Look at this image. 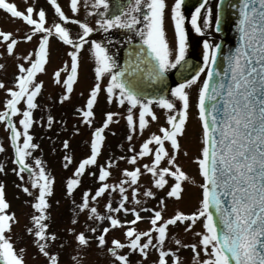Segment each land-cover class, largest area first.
<instances>
[{"label": "snow or ice", "instance_id": "obj_1", "mask_svg": "<svg viewBox=\"0 0 264 264\" xmlns=\"http://www.w3.org/2000/svg\"><path fill=\"white\" fill-rule=\"evenodd\" d=\"M48 2L60 21H54L50 27L46 26V11L43 8L37 10L29 5L22 11L18 10L15 3L0 0V9L30 26L29 31L22 37L15 36L13 32L0 30V43L4 44L8 54L14 53L18 39L30 41L34 35L40 34L38 48L34 53L30 52L23 57L24 60L29 61L30 66L18 65L16 88L6 89L8 97L3 110L0 111V122H5L11 133V145L15 152L14 162L19 165L18 176L29 169V165L25 162L26 158L31 154L29 150L37 147L32 143L29 129L33 124L32 110L37 107L36 98L42 88V82H36L35 77L37 73L45 70L44 66L49 55V37L54 32L59 40L72 45L74 49L69 53L70 73L62 81L65 87V93L60 97L62 102L69 98L68 94L72 92L73 84L77 79L78 52L86 43L84 38L94 31L88 23L71 19L66 15L57 0H48ZM184 3L185 0H174L170 7L176 39L174 49L169 46L163 27L165 10L168 8L166 0H134L127 9L111 18H104L103 13H98L101 19L96 23L105 31L111 28L134 30L136 35L141 37L142 44L147 45V49L141 47L135 54L139 58L146 53L139 63L148 65L147 70L151 79L163 82L169 69L176 68L185 61L188 43L185 30L186 17L182 11ZM207 4L208 0H203L191 13L190 24L196 33H203L211 26L212 8ZM79 5L80 0H70V11L77 13ZM101 6L107 10L108 0H94L95 8ZM142 7L146 11L141 20L133 13H140ZM216 8L215 24L216 30L219 31L221 4H217ZM201 9H204L202 25L198 22L201 19ZM69 21L82 29L83 35L78 37V42L70 37L69 29L64 26V23ZM137 25L142 27L138 28ZM237 30L239 38L235 48L223 56L227 65L226 70L222 72L215 67L221 46L212 45L209 40H204V66L196 70L190 79H184L171 89V96L175 99L163 95L152 99L142 98L125 79V74L131 75L132 72L138 71V66L132 68L129 65L115 71L117 65L107 48L95 40L91 41L96 65L94 69L96 83L90 89L86 106L80 110L84 122L89 125L92 123L93 108L102 90L100 81L105 76L108 77L103 89L106 92V99L111 103L115 98L118 104L129 105L126 121L128 128L133 132L137 127L141 131L145 129L149 124L146 117H150L151 120L157 119L151 107L153 100L161 108L168 110L171 113L166 118L168 126L160 127V134H153L144 140L140 145V151L130 157L129 162L135 164L138 157L152 154L151 163L143 165V168L151 173L156 188L164 189L166 197L177 200L182 197L183 182L189 179L176 163V155L180 148L178 137L182 136L185 130L190 106V89L197 85L200 73L207 69L205 78L198 86L197 101L198 115L203 126V147L201 155L197 157L199 173L203 178V183L200 185L202 200L199 209L189 214L176 211L168 218L163 217L161 211L154 210V214L150 217L151 227L147 231H138L135 227L136 222L143 218L135 208L125 206V201L129 197L124 185H137L141 169L139 167H134L132 170L124 169L123 175L128 179L113 185L106 182L111 173L104 166L99 169L98 179L102 183L91 196V200L95 201L110 188L118 189L119 206L113 208L112 204L108 203L105 207L110 213L123 211L131 212L134 216L133 220L121 221L114 215L104 217L95 207L91 208L90 216L93 219H107L110 222L97 237L99 246H106L105 234L110 228L120 227L122 224L132 225L127 227L124 233L128 238L127 243L112 239V247L107 248L114 258L113 264H131L129 258L131 253L138 252L141 256L147 257L150 248L158 251L155 264H169V261L171 264H181L178 253L164 247L168 226L188 222L185 225L187 231L198 220L202 222L204 229L203 233L199 234L200 251H197V244L183 245L191 247L197 258L203 252L206 258L198 259L197 264H264V0H240ZM33 55L34 59L31 58ZM54 75L55 82L60 83V71L57 70ZM3 87V83L0 82V88ZM21 101L26 105L23 109L18 107ZM177 102L180 104L179 109ZM134 108H138V117L135 118ZM17 114H20L19 125L22 126V131L13 121V117ZM114 115L113 112H107L102 126L95 128L92 133L91 154L79 162L74 174L76 178L68 179L66 187L69 194L80 183L79 177L85 172L86 166L96 164L104 141L103 133L113 122ZM52 121L53 117L49 115V127ZM128 139L131 140L132 137L129 135ZM166 142L171 147V153L165 146ZM63 146L67 149L68 142L65 141ZM0 151H3L2 146ZM64 160L70 162L71 157L65 156ZM162 160H166L168 166H161ZM40 164L41 161L36 160V165ZM0 171H3L2 167ZM170 178L174 181L171 184H169ZM52 183L53 180L46 175L43 167L39 168L38 173L32 174L31 187L38 189L32 207L39 214L31 216L34 228H27V232L36 238L39 252L47 258L48 264H59V253H52L47 248L49 236L52 240L57 237L46 231L49 225L44 222L47 219L46 209L49 207L47 196L52 192ZM23 191L32 195L28 187H24ZM136 194L137 188L133 187L132 199L138 204ZM143 195L149 197L155 196V193L148 190ZM88 201L89 192L85 191L83 201L79 205L81 210L89 207ZM159 203L163 206V197L160 198ZM8 208L4 185L0 183V264H24L23 256L20 254L23 250L18 253L10 237L6 235V232L11 231L12 222L15 221V215L6 211ZM73 223L76 221L73 220ZM68 231L75 233V229L72 228ZM90 231L96 232V229L91 228ZM74 240L78 247L86 248L90 245V239L84 232L75 233ZM175 244L181 245V241L177 239ZM126 247L129 249L128 253L118 251ZM75 259L73 257L74 261Z\"/></svg>", "mask_w": 264, "mask_h": 264}, {"label": "rangeland", "instance_id": "obj_2", "mask_svg": "<svg viewBox=\"0 0 264 264\" xmlns=\"http://www.w3.org/2000/svg\"><path fill=\"white\" fill-rule=\"evenodd\" d=\"M8 2L15 3L19 10H25L29 5L34 6L37 10L43 8L46 11V20H48L46 26L50 27L52 22H58L54 9L48 5L49 2L47 1V3L46 0H8ZM57 2L63 8L66 7L71 14L70 0H66L67 3L62 0H57ZM166 3L168 8L165 10L163 27L169 30L168 22L172 21L170 7L174 0L173 2L166 0ZM200 23L202 25V22ZM70 27L67 28L70 29ZM99 27L94 24L92 28L100 33L98 37L104 39V33L100 31ZM29 28L30 26H27L26 23L24 25L19 18H13L5 10L0 9V30H10L15 36L19 37V34L23 36L28 32ZM169 31L173 34L171 30ZM79 32L78 27L71 31L75 36ZM208 33H211L210 30L205 29L201 34ZM39 36L40 34L34 35L30 41L23 39L22 42L18 41L13 54H8L4 44L0 43V82L4 85L3 88H0V111L3 110L5 100L8 97L6 89L9 87L16 88L15 79L19 74L18 65L30 66L29 61L24 60L23 57L30 52L34 53V45L37 41L39 42ZM91 37L94 38L91 39L92 41L97 39V35L92 34L89 38ZM69 50L70 47L67 45L53 43L51 50L49 48V55L44 66L45 70L36 74L35 81L42 82V88L36 98L37 107L32 110L33 124L29 129V134L32 136V143H35L37 147L29 150L31 154L25 161L29 165V169L21 172L19 176L17 175L19 165L14 162L15 152L11 145L10 130L5 126V122H0V146L3 147V151H0V167L3 168V171H0V183L4 185L5 199L9 204L6 211L15 215L11 231L6 232V235L10 237L18 253L21 249L23 250L20 254L23 256L24 264H48L47 258L39 252L38 244L35 242L36 238L33 234L27 232V228H34L31 216L39 214L32 207L35 196L38 195V189L31 187V180L32 174L38 173L40 167H43L46 175L53 180L52 192L47 196L49 207L46 209L47 219L44 222L49 225L46 231L49 234H55L57 239L52 240L49 236L48 250L52 253H59V264H113L114 258L107 251V248L111 245L112 239H119L122 243H127L128 238L124 233L126 228L132 225L122 224L120 227L110 228L109 232L105 234L106 246H99L97 237L102 233L104 227L109 226L110 222L107 219H93L90 216L91 208L95 207L97 212L104 217L114 215L121 221L133 220L134 216L131 212L124 213L123 211L110 213L105 207L108 203H111L113 208L119 206L120 193L118 189L110 188L100 197H97L95 201L91 200V196L94 195L96 189L102 183L98 179L99 169L104 166L111 173L106 181L110 185L120 184L122 180H127L128 178L123 175V170H132L134 167L143 169V165L151 163L152 154L143 157L146 160L137 159L135 164L129 162L130 157L140 151V144L149 136L160 134L159 129L161 126H158V122L152 121L150 124L151 129L148 128L145 135L141 133V137L138 139L132 136L134 132L128 128L127 123L124 122L125 120L121 116L117 118L118 114L124 115L122 113L127 110L129 105L127 103L120 105L116 102V99L110 104L103 89L100 97H97L93 109L95 116L92 118L91 125L84 122L82 117L79 116V110L83 107L84 101L87 100L88 97L86 96L90 94L88 90L94 85L92 77H95L94 69L96 65L90 41L81 51L82 67L79 83H74L72 93L68 94L69 98L61 102L60 97L64 95L63 86L61 82H55L54 73L67 60ZM31 58L34 59V55ZM54 60H59V62ZM107 79L108 77L105 76L101 81L107 83ZM194 89L190 90V106L188 109V116L191 115L194 124L191 126L187 119L186 125L188 127L184 130L183 135L178 137L180 148L176 155V163L189 177L188 180L184 181L182 197L179 200L166 197L165 190L155 187L151 173L146 172L145 169L142 170L143 174L141 173L137 185H124L127 189L126 194L129 197L125 201V206L135 208L143 218L136 222L135 227L138 231H147L151 227L150 217L154 214V210L161 211L162 216L168 218L174 215L176 211L189 214L200 207L202 190L200 185L203 183V178L199 173L197 157L201 155L202 127L196 119L195 109L197 105L195 106V104L198 101V90L194 91ZM18 107L23 109L26 105L21 101ZM111 111L115 114L113 126L108 136L104 138L96 164L86 166L85 172L79 177L80 183L69 194L66 187L68 179L76 178L74 174L79 162L91 154V131L98 127L105 114ZM49 115L53 117L50 127L48 126ZM19 119L20 114L13 117L17 128L22 131ZM119 119L120 121L117 123ZM129 135L132 137L131 140L128 139ZM142 135L144 136L142 137ZM22 139L21 137V142ZM187 140L190 141V146L186 144ZM65 141L69 144L67 149L63 146ZM165 146L171 153V147L167 142ZM65 156H70L71 161H65ZM36 160L41 161L39 166L36 165ZM66 163L67 167H65ZM161 166H168L166 160L161 161ZM172 182L174 181L170 178L169 184ZM24 187H28L32 195L25 193L23 191ZM133 187L137 188L136 200L139 201L138 204L132 199ZM148 190L153 191L155 196H144L143 193ZM85 191L89 192V207L81 210L79 205L83 201ZM161 197L164 198L163 206L159 203ZM73 220L76 223H73ZM187 223L168 226V236L164 247L176 251L181 264H197L198 259L206 258L203 252L197 258L191 247H184L183 245L197 244V251H200L198 241L201 237L199 234L203 233L204 229L202 222L198 220L191 229L186 231L185 225ZM70 228L75 229V233L84 232L90 239V245L86 248L83 246L78 247L77 242L74 240L75 233L68 231ZM91 228H95L96 232L90 231ZM177 239L181 241V245L175 244ZM153 243H156L155 239ZM118 251L128 253L129 249L126 247ZM73 257L76 258L75 261ZM157 257L158 251L150 248L147 257L134 252L130 254L129 258L131 264H155ZM169 264H171L170 261Z\"/></svg>", "mask_w": 264, "mask_h": 264}, {"label": "water", "instance_id": "obj_3", "mask_svg": "<svg viewBox=\"0 0 264 264\" xmlns=\"http://www.w3.org/2000/svg\"><path fill=\"white\" fill-rule=\"evenodd\" d=\"M200 0H192L188 3L193 6ZM239 2L240 0H221V8L219 9L221 18L219 25V32L223 35L224 39L219 44L220 50L218 53V58L215 67L220 71L226 70V62L223 59L224 54L228 53L230 50L234 49L239 38V33L237 30V24L239 21ZM143 47L147 49L146 46L142 45H131L125 52V61L123 68L125 66H131L136 68L138 66V71L132 72L131 75L125 74V79L129 82V86L136 91L141 97L152 99L153 97H158L165 95L166 89L168 87L167 76L163 82L155 81L150 78L148 74V65L146 63H139V60L143 59L137 57L135 54L139 52L140 48ZM215 80V78H214ZM211 102H209L210 104Z\"/></svg>", "mask_w": 264, "mask_h": 264}, {"label": "flooded vegetation", "instance_id": "obj_4", "mask_svg": "<svg viewBox=\"0 0 264 264\" xmlns=\"http://www.w3.org/2000/svg\"><path fill=\"white\" fill-rule=\"evenodd\" d=\"M126 0H108V9L107 12L109 13V16H113V15H119L121 11L125 10V5L127 6V4H125ZM131 1V0H129ZM129 4V3H128ZM134 15H138V17L142 20L143 16L140 13H133ZM186 17V25H188V30H190L191 24H190V17L189 16H185ZM137 27H142V25H137ZM118 30H121L123 32H127V35L125 37L127 38H135V39H141V37H139L138 35H136L134 30H129V29H121L118 28ZM187 43H188V48L186 51V55H189L190 52L195 48V45L197 46V38L193 36V32H187ZM118 60V59H117ZM118 64V61H117Z\"/></svg>", "mask_w": 264, "mask_h": 264}]
</instances>
